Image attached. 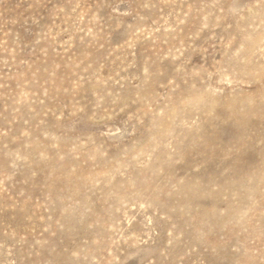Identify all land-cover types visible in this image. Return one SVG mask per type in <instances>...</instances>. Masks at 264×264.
I'll return each mask as SVG.
<instances>
[{
	"label": "rangeland",
	"instance_id": "1",
	"mask_svg": "<svg viewBox=\"0 0 264 264\" xmlns=\"http://www.w3.org/2000/svg\"><path fill=\"white\" fill-rule=\"evenodd\" d=\"M0 264H264V0H0Z\"/></svg>",
	"mask_w": 264,
	"mask_h": 264
}]
</instances>
